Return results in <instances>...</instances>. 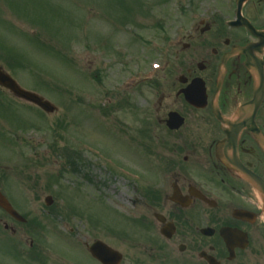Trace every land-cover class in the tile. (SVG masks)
Returning <instances> with one entry per match:
<instances>
[{
  "label": "flooded vegetation",
  "instance_id": "af4514ba",
  "mask_svg": "<svg viewBox=\"0 0 264 264\" xmlns=\"http://www.w3.org/2000/svg\"><path fill=\"white\" fill-rule=\"evenodd\" d=\"M119 28L137 43L145 31L176 42L151 103L141 86L126 89L163 132L156 180L114 218L61 186L43 198L47 183L0 166V192L18 213L0 208V264H264V0H180L171 19ZM7 97L28 105L0 88ZM173 114L182 122L170 130Z\"/></svg>",
  "mask_w": 264,
  "mask_h": 264
},
{
  "label": "rangeland",
  "instance_id": "374dc122",
  "mask_svg": "<svg viewBox=\"0 0 264 264\" xmlns=\"http://www.w3.org/2000/svg\"><path fill=\"white\" fill-rule=\"evenodd\" d=\"M147 1L151 0H143L144 3ZM114 4L115 0H0V54L13 58L8 64L0 58V66L23 87L33 88L57 108L53 115L38 116L36 113L39 111L34 107H17L22 123L31 124L30 127L34 128L37 125L38 129L29 127L26 131H12L10 126L16 124L17 120L2 122L0 132L16 143L0 139L3 142V145L0 143V157L7 156L4 159L10 160L11 156L8 155L17 153L11 158L13 163L22 165L24 161H31L30 168L25 171L28 178L19 175L20 181H37L43 185L45 182L64 183L67 187L79 183L84 189L82 192H90V197L105 196L113 212H122L123 209L130 210L124 199L140 197L139 188L106 166L103 159L102 162L81 149L97 151L116 166L142 172L150 179L155 178L145 164L150 163L153 157L148 154L152 150V135L151 140L145 138V163L139 154L141 150L136 149V142L127 139V135L135 134V128H139L137 121L144 107L147 110L149 107L141 104V97L130 93L125 101L130 105L136 104L133 106L135 114L132 115L122 102L126 94L119 89L123 78L137 68L149 72L152 63H159V54L165 52L168 46L159 41L141 46L130 43L119 46L124 50V60L131 64H126L128 75H123L121 70L118 73L119 67L110 55L111 46H90L92 40L87 39V34L96 37L102 30H107L105 23L101 26L98 18L89 17L94 14L91 9L103 16L112 10ZM171 7L173 5L170 3L161 7L158 15L162 11L169 14ZM40 24H43V28ZM98 27L102 30L96 31ZM133 61H137V64ZM111 70L118 75L111 76ZM93 75H96L99 83H96ZM151 92L152 89L141 87V96L146 104L152 102ZM112 94L119 98L113 99ZM78 99L81 103L79 107L75 104ZM113 106L111 115L104 116L107 109ZM123 126L129 131L124 132ZM145 129L152 133L147 123ZM155 130V135L160 133L158 127ZM12 144L15 146L12 147ZM70 146L81 152V155L69 153L75 162L80 163L77 166L80 172L75 175L70 174L68 158L58 154ZM12 162L6 163L8 167ZM4 182L15 183V180L5 178ZM52 191L56 192L57 188ZM78 204L83 207L82 203Z\"/></svg>",
  "mask_w": 264,
  "mask_h": 264
},
{
  "label": "water",
  "instance_id": "95a60500",
  "mask_svg": "<svg viewBox=\"0 0 264 264\" xmlns=\"http://www.w3.org/2000/svg\"><path fill=\"white\" fill-rule=\"evenodd\" d=\"M0 85L7 87L10 89L14 94H16L19 97L24 98L27 101H30L32 103L37 104L42 109H44L47 112H51L53 108L48 103H42L39 98L34 96V94L23 92L18 88V86L7 76L0 73Z\"/></svg>",
  "mask_w": 264,
  "mask_h": 264
}]
</instances>
